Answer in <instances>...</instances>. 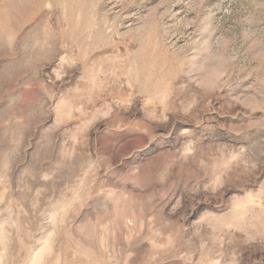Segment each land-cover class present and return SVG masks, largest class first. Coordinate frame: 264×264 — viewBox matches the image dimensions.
<instances>
[{
  "label": "rangeland",
  "instance_id": "obj_1",
  "mask_svg": "<svg viewBox=\"0 0 264 264\" xmlns=\"http://www.w3.org/2000/svg\"><path fill=\"white\" fill-rule=\"evenodd\" d=\"M0 264H264V0H0Z\"/></svg>",
  "mask_w": 264,
  "mask_h": 264
}]
</instances>
